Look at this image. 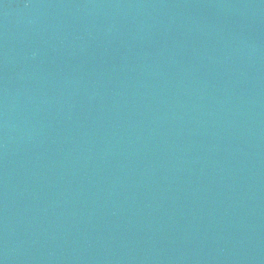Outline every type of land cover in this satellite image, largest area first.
Returning <instances> with one entry per match:
<instances>
[{
	"label": "water",
	"instance_id": "obj_1",
	"mask_svg": "<svg viewBox=\"0 0 264 264\" xmlns=\"http://www.w3.org/2000/svg\"><path fill=\"white\" fill-rule=\"evenodd\" d=\"M0 264H264V0H0Z\"/></svg>",
	"mask_w": 264,
	"mask_h": 264
}]
</instances>
